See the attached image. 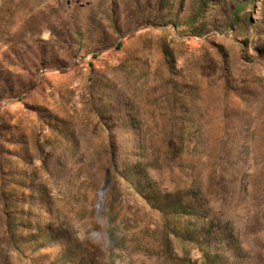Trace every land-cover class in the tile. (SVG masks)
Returning <instances> with one entry per match:
<instances>
[{
    "label": "rangeland",
    "instance_id": "obj_1",
    "mask_svg": "<svg viewBox=\"0 0 264 264\" xmlns=\"http://www.w3.org/2000/svg\"><path fill=\"white\" fill-rule=\"evenodd\" d=\"M0 264H264V0H0Z\"/></svg>",
    "mask_w": 264,
    "mask_h": 264
},
{
    "label": "trees",
    "instance_id": "obj_2",
    "mask_svg": "<svg viewBox=\"0 0 264 264\" xmlns=\"http://www.w3.org/2000/svg\"><path fill=\"white\" fill-rule=\"evenodd\" d=\"M239 11L240 10H235L234 11V15H233V17H234V19H238L239 20V15H238V13H239ZM199 13H201V12H199L198 11V14ZM200 16V15H199ZM194 17H196V16H194ZM197 18V17H196ZM194 21V20H193ZM234 21V20H233ZM174 210H173V212H180V210L182 209V207H183V203H182V201H175V202H173V203H171V205H170ZM203 252H205L206 253V251H203ZM205 253H203V254H205ZM208 252H207V255L206 256H208ZM63 257V256H62ZM64 259H65V257H63Z\"/></svg>",
    "mask_w": 264,
    "mask_h": 264
}]
</instances>
